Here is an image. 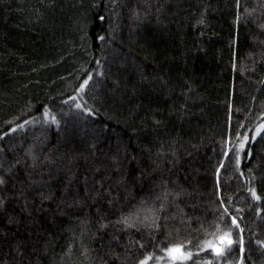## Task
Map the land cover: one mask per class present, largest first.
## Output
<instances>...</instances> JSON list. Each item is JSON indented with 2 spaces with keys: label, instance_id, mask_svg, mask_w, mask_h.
Instances as JSON below:
<instances>
[{
  "label": "trees",
  "instance_id": "obj_1",
  "mask_svg": "<svg viewBox=\"0 0 264 264\" xmlns=\"http://www.w3.org/2000/svg\"><path fill=\"white\" fill-rule=\"evenodd\" d=\"M261 125L264 0H0V264H264Z\"/></svg>",
  "mask_w": 264,
  "mask_h": 264
},
{
  "label": "snow or ice",
  "instance_id": "obj_2",
  "mask_svg": "<svg viewBox=\"0 0 264 264\" xmlns=\"http://www.w3.org/2000/svg\"><path fill=\"white\" fill-rule=\"evenodd\" d=\"M84 83L87 84L88 81H85ZM83 87H84V85H81V89H83ZM76 106H77V108L80 107L79 104H77ZM45 115H47V113H45ZM54 119L55 118L53 117V120ZM261 128H264V125H261ZM257 132L259 133V129H257ZM247 139H248V137L245 136L244 140L246 141ZM243 147H244V142L241 141L240 148L242 149ZM238 161H239V158L237 157V162ZM253 196L256 199H259V197H256V194L254 191H253ZM227 214H228V209L225 208L223 215H227ZM122 222L126 226H132L129 223L128 218H124ZM232 225L238 227L237 220L235 217L232 218ZM216 227H217V231H216V233H213L214 238L212 240L204 241L202 246H201V250L202 251L210 250V251L214 252L217 256H222L224 254V252L227 249H229L235 243V241L232 239L231 231H223L219 227V225H217ZM166 251H167V255L172 259L173 264H176V262H180V264H183L184 261L191 259L193 256V253L184 251L183 245L170 247ZM241 251H243L242 241H241ZM140 264H146V262L141 261Z\"/></svg>",
  "mask_w": 264,
  "mask_h": 264
}]
</instances>
